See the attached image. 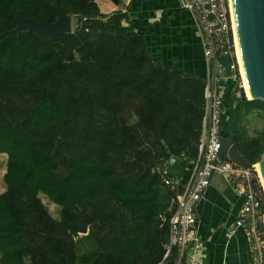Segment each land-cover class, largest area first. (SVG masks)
I'll list each match as a JSON object with an SVG mask.
<instances>
[{
    "label": "trees",
    "instance_id": "16d2710c",
    "mask_svg": "<svg viewBox=\"0 0 264 264\" xmlns=\"http://www.w3.org/2000/svg\"><path fill=\"white\" fill-rule=\"evenodd\" d=\"M111 1L120 6L126 0ZM61 11L90 24L100 32L97 39L92 41L85 32L64 34L62 40L34 32L15 33L19 19L55 23ZM133 11L132 4L127 12L118 11L104 22L96 20L103 15L96 0H0V43L33 49L10 53L0 50V93L18 83L36 97L39 106L36 113L12 121L0 101V154L8 155L5 176L8 189L0 195V264H56L53 258L63 264H138L136 259L143 254H149L144 259L146 264L163 261L176 195L165 185L162 174L152 167L142 166L124 178L118 175L111 162L125 158L119 149H129L132 137L127 129H123L125 137L119 135L116 147L100 146L89 154L99 164L96 167L100 172L99 184L133 217L122 238L93 262L78 254L74 241L80 237V210L87 212L89 207L85 203L80 207L78 197L61 186L56 160L61 152L57 145L59 128L69 112L84 108L94 88L102 100L109 101L138 86L141 72L132 66L137 56L139 66L151 63L150 82L163 84L165 88L173 86L183 97L181 113L186 121L177 118L183 135L181 148L200 143L206 72L203 67L182 68L178 61L172 64L174 49L168 55L153 51L151 45L163 36L157 28L159 24L150 22L153 15L135 18ZM86 29L91 31L89 27ZM77 53L82 55L81 60H77ZM150 103L139 111L142 120H147ZM224 108L223 121L228 124L225 136L233 135L241 154L251 164H258L264 157V133L250 138L243 123L254 112H264V102L243 101L236 90H230ZM195 151L194 156L188 157L196 158L198 148ZM177 156L182 155L172 149L166 160ZM22 194L28 195L31 211L46 233L41 248L28 243L30 230L36 229L22 224L23 214L18 208V197ZM41 194L63 209L62 221L45 210Z\"/></svg>",
    "mask_w": 264,
    "mask_h": 264
},
{
    "label": "rangeland",
    "instance_id": "374dc122",
    "mask_svg": "<svg viewBox=\"0 0 264 264\" xmlns=\"http://www.w3.org/2000/svg\"><path fill=\"white\" fill-rule=\"evenodd\" d=\"M103 15L96 20L105 22L110 17L109 14ZM87 27L90 28V32L86 31ZM26 32L31 31L19 25L15 33ZM81 32L89 34L92 41L100 34L90 24H84L82 19L72 16V31L64 34ZM22 49L33 50L28 46L15 47L0 43V50L5 53L20 52ZM83 56L86 57V54ZM76 57L77 60H81L82 55L77 53ZM139 60L137 56L132 63L133 68L141 72L138 86H133L130 92L126 91L121 97L117 96L109 101L102 100L98 90L92 89L89 103L80 111H70L59 128L57 145L61 152L56 160L59 165L61 186L78 197L80 207L83 203L89 207L87 212L80 210L79 213L80 216L85 215L89 232L83 234L80 231V237L74 238V241L78 247V254L87 256L91 262L101 257L122 238L124 229L132 225L133 217L99 184L100 172L96 169L99 164L89 156L90 152L108 144L116 147L119 135L123 134V129H127L132 137L129 149H119L120 155L125 158L122 161L116 159L111 162L115 165L118 175L124 178L137 172L142 166L152 167L153 171L156 170L163 175L167 165L166 158L171 157L172 149L186 156H194L195 150L197 148L199 150L200 143H193L187 148L180 146L183 135L180 132L181 128L177 126V118L186 121L181 113L183 97L180 91L173 86L165 88L163 84L150 82L149 70L152 65L150 63L146 67H141L138 65ZM136 77L138 79L139 75ZM0 101L12 121L32 115L39 109L36 97L31 95L24 85L18 83L12 84L8 91L0 93ZM147 102H151L146 111L147 120H142L139 111L145 110ZM243 125L247 128L250 138L261 137L264 133V112H254ZM176 129L179 132H176ZM7 164L8 155L0 154V195L8 189L5 180ZM251 175L259 180L260 174L257 171H251ZM41 195L45 210L55 220L62 221L63 209L56 204L57 207L53 209L51 206L54 202L48 196ZM18 208L23 214V226L30 225L36 229L30 230L29 245L43 247L46 233L37 223V216L31 211L28 195L22 194L18 197ZM79 227L81 230L80 222ZM147 255L149 254L139 255L136 259L138 264H146L144 259ZM53 261L56 264H63L58 258H53Z\"/></svg>",
    "mask_w": 264,
    "mask_h": 264
},
{
    "label": "built area",
    "instance_id": "2783aa9c",
    "mask_svg": "<svg viewBox=\"0 0 264 264\" xmlns=\"http://www.w3.org/2000/svg\"><path fill=\"white\" fill-rule=\"evenodd\" d=\"M193 18L203 46L206 64L205 106L198 156L172 157L163 171L165 185L176 195L170 219L167 252L159 264H205V238L198 219V207L220 175L243 202L233 223L226 227L225 238L241 232L251 264H264V186L231 158H220L223 148L224 102L235 83L236 95L247 94L239 58L238 35L231 0H178ZM88 32L89 29H86Z\"/></svg>",
    "mask_w": 264,
    "mask_h": 264
},
{
    "label": "crops",
    "instance_id": "0c3cea01",
    "mask_svg": "<svg viewBox=\"0 0 264 264\" xmlns=\"http://www.w3.org/2000/svg\"><path fill=\"white\" fill-rule=\"evenodd\" d=\"M96 2L101 13L109 16L118 11L127 12L132 4L135 18L153 15L150 22L159 24L157 28L163 36L152 42V50L168 55L174 49L172 64L178 61L182 68L203 67L206 72L203 46L193 18L181 8L178 0H126L120 6L111 0ZM229 84L228 92L235 91V83L230 81ZM242 202V197L220 175L213 177L197 212L205 238V264H251L244 235L238 232L231 241L225 238L226 227L236 219Z\"/></svg>",
    "mask_w": 264,
    "mask_h": 264
},
{
    "label": "water",
    "instance_id": "95a60500",
    "mask_svg": "<svg viewBox=\"0 0 264 264\" xmlns=\"http://www.w3.org/2000/svg\"><path fill=\"white\" fill-rule=\"evenodd\" d=\"M231 5L238 35L242 70L252 97L249 99L242 90L241 99L264 102V0H231ZM19 25L39 35L44 33L43 35L52 39L62 40L64 32L72 31V16L61 11L55 23L19 19ZM226 157L231 158L246 170H255V165L251 164L239 151L233 135L223 139L220 158ZM258 164L261 165L264 179V157ZM80 223L81 233L87 234L89 229L85 223V215L80 216Z\"/></svg>",
    "mask_w": 264,
    "mask_h": 264
},
{
    "label": "bare ground",
    "instance_id": "6f19581e",
    "mask_svg": "<svg viewBox=\"0 0 264 264\" xmlns=\"http://www.w3.org/2000/svg\"><path fill=\"white\" fill-rule=\"evenodd\" d=\"M239 58H240V63L242 65L240 53H239ZM243 76H244V73H243ZM244 80H245V86H246V90H247V96H248L249 99H252V97L250 95L249 87H248L246 79H245V76H244ZM254 167H255V171H257L260 174V178H261V181H262L263 186H264V179H263V175H262L261 165L260 164H256Z\"/></svg>",
    "mask_w": 264,
    "mask_h": 264
},
{
    "label": "clouds",
    "instance_id": "9594fccd",
    "mask_svg": "<svg viewBox=\"0 0 264 264\" xmlns=\"http://www.w3.org/2000/svg\"><path fill=\"white\" fill-rule=\"evenodd\" d=\"M51 207H52L53 209H55L57 206H56L55 204H53Z\"/></svg>",
    "mask_w": 264,
    "mask_h": 264
}]
</instances>
